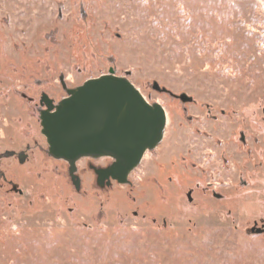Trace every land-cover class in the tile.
I'll return each instance as SVG.
<instances>
[{
	"label": "rangeland",
	"instance_id": "rangeland-1",
	"mask_svg": "<svg viewBox=\"0 0 264 264\" xmlns=\"http://www.w3.org/2000/svg\"><path fill=\"white\" fill-rule=\"evenodd\" d=\"M109 71L163 137L75 188L40 98ZM0 264H264V0H0Z\"/></svg>",
	"mask_w": 264,
	"mask_h": 264
},
{
	"label": "water",
	"instance_id": "water-1",
	"mask_svg": "<svg viewBox=\"0 0 264 264\" xmlns=\"http://www.w3.org/2000/svg\"><path fill=\"white\" fill-rule=\"evenodd\" d=\"M67 92L57 104L45 93L40 98L45 107L39 115L41 133L48 153L67 162L75 188H79L76 161L82 157L111 158L108 166L95 169L97 182L126 184L145 152L162 140L164 108L149 103L128 78L112 71Z\"/></svg>",
	"mask_w": 264,
	"mask_h": 264
},
{
	"label": "flooded vegetation",
	"instance_id": "flooded-vegetation-1",
	"mask_svg": "<svg viewBox=\"0 0 264 264\" xmlns=\"http://www.w3.org/2000/svg\"><path fill=\"white\" fill-rule=\"evenodd\" d=\"M43 107H44V106H43ZM44 108H45V107H44ZM44 108H43V109H44ZM105 167H106V166H105ZM103 182L105 183L106 181H101V182H99V183H103Z\"/></svg>",
	"mask_w": 264,
	"mask_h": 264
}]
</instances>
